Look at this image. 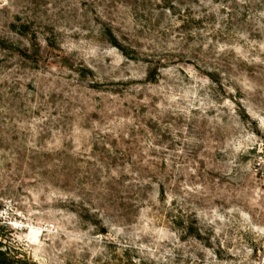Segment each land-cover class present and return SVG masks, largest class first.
<instances>
[{"label":"rangeland","instance_id":"1","mask_svg":"<svg viewBox=\"0 0 264 264\" xmlns=\"http://www.w3.org/2000/svg\"><path fill=\"white\" fill-rule=\"evenodd\" d=\"M0 250L264 264V0H0Z\"/></svg>","mask_w":264,"mask_h":264},{"label":"trees","instance_id":"2","mask_svg":"<svg viewBox=\"0 0 264 264\" xmlns=\"http://www.w3.org/2000/svg\"><path fill=\"white\" fill-rule=\"evenodd\" d=\"M19 260V259H18ZM17 260L14 257L7 256V252L0 250V263L14 264Z\"/></svg>","mask_w":264,"mask_h":264}]
</instances>
